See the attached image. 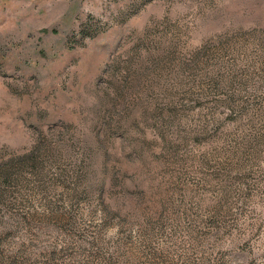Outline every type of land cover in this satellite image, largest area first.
<instances>
[{
    "label": "rangeland",
    "instance_id": "rangeland-1",
    "mask_svg": "<svg viewBox=\"0 0 264 264\" xmlns=\"http://www.w3.org/2000/svg\"><path fill=\"white\" fill-rule=\"evenodd\" d=\"M0 195V264H264V0H0Z\"/></svg>",
    "mask_w": 264,
    "mask_h": 264
},
{
    "label": "trees",
    "instance_id": "trees-1",
    "mask_svg": "<svg viewBox=\"0 0 264 264\" xmlns=\"http://www.w3.org/2000/svg\"><path fill=\"white\" fill-rule=\"evenodd\" d=\"M138 50L139 51H141V46H140V44H138ZM200 52H202V50H199V51H197V53H195L194 54V60H196V57L198 58L199 57V53ZM205 53H207L208 52V48L206 49V46H205V51H204ZM193 68H195V65H194V67ZM123 81V83H125L126 82V80L124 79V80H122ZM111 89H113V90H115L116 92H117V94L118 95H124V93L122 92L123 91V89L125 88L124 87V85L123 84H116V85H114V86H111L110 87ZM112 101H113V105L114 106H116V104H114V102L116 103V101H115V97H113L112 99H111ZM114 122H113V120H108L107 121V124L109 125V126H112V124H113ZM38 157V154H36L35 152H33L31 155H29V156H27V162H29L30 160H33L34 161V159H36ZM15 161H16V159H15ZM25 163V161H22L21 163H20V161L19 162H16V163H14L13 164V166L14 167H21V165L22 164H24ZM34 163V162H33ZM35 168H37L36 166H34V169ZM15 169V168H14ZM14 169H13V171H14ZM10 171V170H9ZM13 173V172H12ZM12 173H11V175H10V179H12ZM105 186H106V183L105 182H102V184L99 186V190H100V192L102 191V192H107L106 191V189H105ZM0 199H1V195H0ZM15 263V260H12V263H7V264H14Z\"/></svg>",
    "mask_w": 264,
    "mask_h": 264
}]
</instances>
